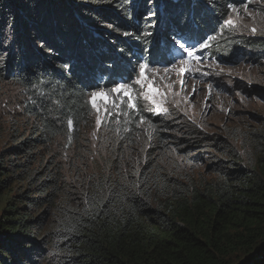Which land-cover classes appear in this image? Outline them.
<instances>
[{
    "label": "trees",
    "instance_id": "1",
    "mask_svg": "<svg viewBox=\"0 0 264 264\" xmlns=\"http://www.w3.org/2000/svg\"><path fill=\"white\" fill-rule=\"evenodd\" d=\"M241 2L0 0V115L15 139L0 154V264H264V119L241 149L185 123L173 159L160 131L172 124L154 119L156 157L136 173L117 152L85 172L81 156L70 175L63 158L73 139L84 152L92 91L182 55L170 34L203 41ZM239 38L224 40L228 55L264 61V35Z\"/></svg>",
    "mask_w": 264,
    "mask_h": 264
},
{
    "label": "rangeland",
    "instance_id": "2",
    "mask_svg": "<svg viewBox=\"0 0 264 264\" xmlns=\"http://www.w3.org/2000/svg\"><path fill=\"white\" fill-rule=\"evenodd\" d=\"M234 7L238 14L229 8L225 16L216 19L221 23L220 28H215L205 37H216L214 41H209L210 47L201 50L202 41L195 43L188 38L191 44L196 45L195 56L201 57L199 62L184 55L189 62L181 66L178 61L182 55L178 54L170 60L177 64L175 69L171 68L169 62L149 64L150 68L159 70L157 73L149 72L150 77L154 76L153 86L159 89L158 93L152 95V100L146 98L148 93L145 89L136 86V110L125 105L113 108L110 112L104 111L103 105H100V111L92 108V114L80 130L86 140L81 149V153L82 150L84 152L80 157L75 156L79 143L73 138L72 144L63 149V158L66 162H71L69 175L71 171L78 173L79 165L84 160H80L81 156H89L87 164L81 167L82 172H85L91 171L93 165L101 164L104 158H115L112 156L115 152L117 167L126 173H136L151 157H156L149 153L156 146V131L152 126L154 119L172 124L170 130L160 129L167 135L162 143H166L168 147V158L173 159V152H176L175 137L185 136V123L209 134L229 139L235 147L241 149L239 137L242 132L256 127L264 119V61L242 57V53L228 55L227 51H230L231 46H227L224 40L230 35L236 38H256L264 35V0H246ZM200 10L205 11L203 4L200 5ZM229 17L235 21V27L224 26L225 19ZM103 28L111 27L107 24ZM253 28L256 29L255 32L252 31ZM166 67L170 71L164 73L163 69ZM181 67L187 71L181 73ZM135 76L136 73L130 79H135ZM181 79L184 81L183 85ZM97 90L108 89L98 86L95 91ZM16 102L14 105L8 104V108L17 106ZM9 127L10 119L0 115V154L15 142L10 136ZM125 132H130L127 143L122 137ZM114 141H118L115 146ZM70 157L72 161H69ZM73 162L77 166H72ZM182 164L187 171L191 170L185 160ZM209 165L211 160L207 156L202 162H195L196 170L200 171Z\"/></svg>",
    "mask_w": 264,
    "mask_h": 264
},
{
    "label": "snow or ice",
    "instance_id": "3",
    "mask_svg": "<svg viewBox=\"0 0 264 264\" xmlns=\"http://www.w3.org/2000/svg\"><path fill=\"white\" fill-rule=\"evenodd\" d=\"M228 8L232 9L233 12H237L238 10L234 7L232 4L227 5ZM247 9L245 8V11ZM155 12L149 13V19L151 17H155ZM158 25V21H152L151 27L156 28ZM224 26H232L235 27V21L229 17L225 19ZM253 32L256 31L255 28L252 29ZM124 35L131 36L132 33H124ZM145 36H151L152 32H145L143 33ZM216 37L210 36L207 39L200 42V49H204L207 47H210L209 41H214ZM168 45H170L171 48L178 49L182 56L179 59L178 63L179 65L183 66L188 64V59L184 58V55L188 58H195L198 62L201 59V57H196V45L191 44L189 42V39L186 38V34L183 32H174L170 34L168 37ZM175 59V58H174ZM171 63V68L175 69L177 67L176 63ZM138 68V71H137ZM159 70L155 68H150V65L148 63H138V65L133 66V72L136 73L135 79H129L124 82L116 81L114 82V86L111 87L108 90H97L92 91L90 93L88 103L91 105V107L96 110L100 111V105L104 106V111L110 112L113 108H119L121 105H125L127 108H130L132 110H136L137 108V87L143 88L148 93L147 99L152 100V95L159 92V89L153 86V80L154 76L150 77L149 72L151 73H157ZM169 68H164L163 72L167 73L169 72ZM181 73L187 71V69L181 67L180 69ZM207 75V73H204ZM123 79V78H121ZM181 85H183L184 81L181 79ZM143 95V93H141ZM153 103L155 101L153 100ZM164 111H167L166 109ZM71 124V122H69Z\"/></svg>",
    "mask_w": 264,
    "mask_h": 264
},
{
    "label": "bare ground",
    "instance_id": "4",
    "mask_svg": "<svg viewBox=\"0 0 264 264\" xmlns=\"http://www.w3.org/2000/svg\"><path fill=\"white\" fill-rule=\"evenodd\" d=\"M130 58V57H129ZM140 113V112H139ZM137 125V124H136ZM127 127V126H126ZM162 129V128H161ZM137 130V129H136ZM140 131V130H139ZM127 137V136H126ZM160 138V137H159ZM163 140V139H162ZM155 160V159H154ZM148 164V163H147ZM264 216V215H263ZM232 218V217H231ZM232 221V220H231ZM262 221V220H261Z\"/></svg>",
    "mask_w": 264,
    "mask_h": 264
}]
</instances>
